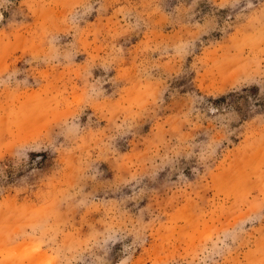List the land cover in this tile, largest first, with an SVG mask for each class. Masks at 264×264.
I'll list each match as a JSON object with an SVG mask.
<instances>
[{
  "label": "rangeland",
  "instance_id": "rangeland-1",
  "mask_svg": "<svg viewBox=\"0 0 264 264\" xmlns=\"http://www.w3.org/2000/svg\"><path fill=\"white\" fill-rule=\"evenodd\" d=\"M0 264H264V0H0Z\"/></svg>",
  "mask_w": 264,
  "mask_h": 264
}]
</instances>
